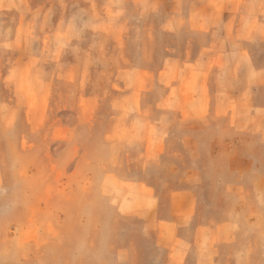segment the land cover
<instances>
[{
    "label": "rangeland",
    "instance_id": "374dc122",
    "mask_svg": "<svg viewBox=\"0 0 264 264\" xmlns=\"http://www.w3.org/2000/svg\"><path fill=\"white\" fill-rule=\"evenodd\" d=\"M218 11L258 10L251 0H0V264H169L172 249L174 264H198V254L199 264H264V197H229L237 181L225 143L260 160L253 177L264 148L208 108L205 132L190 134L197 124L182 118L188 62L207 64L213 86L227 83L234 60L242 82L245 62L264 67V35L228 46L202 21ZM190 135L201 144L192 148L201 160L185 161L202 172L203 219L239 221L228 243L191 244L195 218L181 232L189 242L172 247L154 229L156 196L136 186H155L168 214L186 170L172 151ZM253 177L240 180L249 193Z\"/></svg>",
    "mask_w": 264,
    "mask_h": 264
},
{
    "label": "crops",
    "instance_id": "0c3cea01",
    "mask_svg": "<svg viewBox=\"0 0 264 264\" xmlns=\"http://www.w3.org/2000/svg\"><path fill=\"white\" fill-rule=\"evenodd\" d=\"M251 1L254 5H257L258 11L254 15L227 14L220 11L207 12L202 14V21H207L209 25L216 23L218 25V35L222 32L220 36H224L229 41L228 46H231L230 43H237L231 41V37L241 39L243 37L264 35V15H260L264 14V0ZM234 51L236 52V48H234ZM221 61L216 63V69L224 64V60ZM188 65L191 71L188 72L187 79L192 91H188L187 97L179 95V99L183 102L184 108L182 118L186 116V119L183 120L197 124V126L189 129L190 134L208 130V127L202 121L207 117L206 110L208 108V113L211 111L212 116L228 120V132L249 134L259 140L257 147L264 148V98L260 102L257 101V91L264 89V67L259 69L255 67L253 61L245 62L244 69L247 78L242 82L241 60H234L233 72L227 83L216 79L213 86L211 79L202 76L207 72V64L200 67L198 61H191L188 62ZM236 70H239V75L236 74ZM196 79L197 81H195ZM205 87H207V90ZM213 87L214 89H212ZM176 88L180 90V94L184 92L179 84ZM194 90H196V95H193ZM209 99H211L212 107L208 102ZM190 139L195 140L191 135ZM200 145L198 140H195L192 144L185 136L180 141V150L183 151H172V155L178 158L186 170L181 178L184 181L183 187L173 189L170 192L167 200L168 214L163 213L164 200L161 195L158 196L155 186L145 181L136 183L139 190H142V186L145 187L148 196H156L158 203L156 204L154 229L167 239L170 238L169 243L172 247L179 243L181 247H184L189 242L188 236L182 235L181 232L190 228L195 218H198V221L190 242L199 249L200 246L209 244L211 239H215L220 243H228L235 235V226L239 222L238 219L228 218L220 223L211 224L210 221L203 219L199 197H197L195 189L202 184V172L200 169L187 168V161H185L189 160L193 163L194 159L201 160V156L194 157L192 154V148H199ZM227 146L234 149V155L230 156L232 166L228 171L237 181V183L228 186L231 188L229 197L239 199L245 193L254 196L255 199H261L260 196L264 197V171L255 177L252 176L260 160L252 155L240 156L239 143L228 141L225 143V147ZM150 147L148 143L146 150H149ZM215 157H219V154L215 153ZM236 163L237 165L241 164V166L235 165ZM251 177H253L252 193H249L240 183V180H247ZM138 213L144 219L145 226L147 228L152 227L153 215L151 209L142 207L138 210ZM172 252L173 249L169 255V264H174L171 259ZM200 258L201 256L198 254V264Z\"/></svg>",
    "mask_w": 264,
    "mask_h": 264
}]
</instances>
